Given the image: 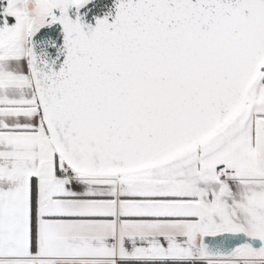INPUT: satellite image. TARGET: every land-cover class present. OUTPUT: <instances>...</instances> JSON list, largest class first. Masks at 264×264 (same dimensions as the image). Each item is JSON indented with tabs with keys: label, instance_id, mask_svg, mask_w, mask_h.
Segmentation results:
<instances>
[{
	"label": "snow or ice",
	"instance_id": "1",
	"mask_svg": "<svg viewBox=\"0 0 264 264\" xmlns=\"http://www.w3.org/2000/svg\"><path fill=\"white\" fill-rule=\"evenodd\" d=\"M0 264H264V0H0Z\"/></svg>",
	"mask_w": 264,
	"mask_h": 264
}]
</instances>
